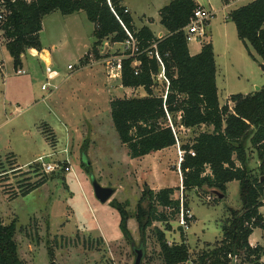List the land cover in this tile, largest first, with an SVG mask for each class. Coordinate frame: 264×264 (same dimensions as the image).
Returning a JSON list of instances; mask_svg holds the SVG:
<instances>
[{"label":"rangeland","instance_id":"obj_1","mask_svg":"<svg viewBox=\"0 0 264 264\" xmlns=\"http://www.w3.org/2000/svg\"><path fill=\"white\" fill-rule=\"evenodd\" d=\"M170 1L122 3L129 8L137 28L148 26L158 35L159 10ZM199 1L215 15L205 23V36L192 39L188 46L194 51L207 41L213 45L220 70L217 80L220 105L225 104L229 95L249 94L256 87H263L264 63L252 49L250 52L256 59L248 55L237 38L234 24L223 17L225 1ZM92 32L93 25L82 12L70 16L55 12L44 19L39 41L50 55L52 70L59 76L49 82L47 90L41 88L46 75L38 54L32 53L35 57H31L27 50L20 68L25 74L16 75L0 35V219L5 225L16 222L14 239L24 264H48L49 249L56 264H133V247L121 236L117 227L119 215L109 207V202L115 200L125 205L130 215L128 229L138 249L141 238L134 215L142 190L180 187L178 164L183 155L178 147L191 144L197 133L209 130L206 127L181 130L174 149L153 153L144 160L130 159L113 128L109 103L114 99L140 97L145 92L140 88L125 89L118 79L108 78L106 60L123 58L125 51L121 45L104 40L98 48V58L87 56L94 41ZM68 66L72 69L68 70ZM57 85L59 88L54 90ZM164 87L162 81H156L153 91L161 95ZM49 132L54 135L53 146L49 144ZM82 154L89 161V171L96 181L115 190L106 204H100L93 195ZM248 154L250 176L258 179L256 153L249 148ZM38 158L58 166L55 172L43 173L40 162L36 163ZM18 165L21 171H12ZM36 166L39 169L35 172ZM42 177L46 179L43 186L21 196L26 186ZM238 191V182L234 181L228 185L225 197L216 201L201 190L184 193L188 210L195 218L183 232L190 255L187 264H200L202 253L220 241L222 226L230 217L229 209L241 208ZM180 196V191H175L172 198ZM261 201L264 203V195ZM261 213L264 217L262 207ZM169 225L170 231H165V224L156 222L146 231L140 264H162L154 228L164 232L169 244L180 243L177 219ZM250 240L252 245L264 247V231L255 229ZM243 257L238 253L236 260ZM261 260L264 262V257Z\"/></svg>","mask_w":264,"mask_h":264},{"label":"trees","instance_id":"obj_2","mask_svg":"<svg viewBox=\"0 0 264 264\" xmlns=\"http://www.w3.org/2000/svg\"><path fill=\"white\" fill-rule=\"evenodd\" d=\"M122 2L0 0V13L4 15L0 23V35L5 40L4 47L12 59L13 69L18 71L21 68V57L27 50L41 51L39 34L42 21L52 13L58 12L62 16L80 12L85 14L93 25L94 40L87 56L98 58L97 51L104 40L111 44L126 41V29L137 42L142 54L121 61L120 85L127 89L142 88L145 95L110 101V119L119 142L127 148L130 159H138L176 146L181 130L200 127L209 129L197 133L191 144L179 147L183 153L178 164L182 192L201 190L209 194L216 191L224 198L226 185L236 181L241 208L229 209L230 217L222 226L221 240L202 253L199 263L231 264L227 255L237 257L238 253H242L244 257L241 264H264L261 260L264 247L257 245L253 248L248 241L255 229L264 231V217L259 212L264 207L261 201L264 195V86L247 95H230L229 102L220 105L211 42L202 43L196 55H190L188 50L185 28L197 7L194 0H172L159 10V24L167 32L161 38H157L146 26L137 29ZM228 19L234 24L237 38L248 55L254 59L250 52L252 49L264 63V0H251L233 9ZM153 44L156 45L155 50L168 81L161 95L153 91L159 64L154 57L146 54L154 50ZM44 127L48 128L46 125ZM49 134V144L53 146L54 135L52 132ZM249 148L255 151L259 161L258 179L250 176ZM191 151L194 156L190 155ZM82 165L90 174L89 166ZM18 166L12 168V171H21ZM35 168L36 172L39 166ZM45 183L46 179L42 177L36 183L26 186L21 196L30 194ZM179 190V187L157 191L145 187L142 190L134 215L141 242L144 243L146 231L153 223H164L165 231H170L169 222L176 221L179 213V200L172 197ZM183 204L187 209L185 198ZM109 207L119 215L117 227L121 236L133 245L128 229L130 215L125 205L112 200ZM153 232L162 264H187L190 261L182 228H177L181 240L179 244H169L164 232L158 228H154ZM15 233L16 222L5 225L0 219V264H24L18 256ZM48 255V264H56L51 249Z\"/></svg>","mask_w":264,"mask_h":264},{"label":"built area","instance_id":"obj_3","mask_svg":"<svg viewBox=\"0 0 264 264\" xmlns=\"http://www.w3.org/2000/svg\"><path fill=\"white\" fill-rule=\"evenodd\" d=\"M231 1V0H230ZM233 1V0H232ZM213 16V14L206 10L205 8L197 5V7L193 10L192 15L189 19V23L188 26L185 28V37H186V41L187 43H189L192 39L196 40V39H200L203 38L205 36V23L208 22V20ZM4 19V15L2 13H0V23L3 21ZM126 35H127V40L124 41L123 43H121V46L123 47L125 54L127 53L128 55H125L123 58H118V59H108L106 60V70H107V76L109 79H120L121 76V61L124 58L130 57V58H137L140 54H142V51H140L137 42L135 41V39L132 37V35L125 29ZM1 34V33H0ZM157 38H161V36H158ZM156 45L153 44L152 48L154 49L153 51H149L146 52L148 57H154L158 64H159V72L158 74L154 77V81H162L165 85V87L167 88L168 85V81L165 78L164 75V66L161 62V59L158 55V53L155 50ZM37 55V54H36ZM91 56V55H89ZM36 57L41 59V55L38 54ZM42 60V59H41ZM44 71H45V75H46V82L45 84H43L41 86L42 90H47L49 88V82L55 80L58 77V74L52 70L51 68V64L44 62ZM134 64L137 65V62H135ZM68 70H71L72 67L68 66L67 67ZM16 75H23L25 74V72L23 70H18L15 72ZM55 89V87H54ZM165 97V96H163ZM176 145H178V141L176 143ZM178 150L180 153H182L178 147ZM183 155V153H182ZM191 156H194V153L191 151L190 152ZM182 158V157H181ZM181 161V159H180ZM179 161V162H180ZM40 162V165L43 167L42 168V172L45 174H49V173H53L55 172L56 168L58 166H54L50 163L46 164L43 161V158H38L36 160V163ZM66 172L69 171V168H63ZM180 198H178L177 200H179V213L177 216V221H178V225L180 228H182L183 232L184 230H187L189 228V224H191L193 215L192 213H190V211L188 210V208L186 209L184 207V197H183V192H182V187L180 184ZM251 247H255L254 245H250ZM236 256H233L231 254L227 255V259L230 261L231 264H241V261H237L236 260Z\"/></svg>","mask_w":264,"mask_h":264},{"label":"crops","instance_id":"obj_4","mask_svg":"<svg viewBox=\"0 0 264 264\" xmlns=\"http://www.w3.org/2000/svg\"><path fill=\"white\" fill-rule=\"evenodd\" d=\"M28 1H30V0H28ZM172 1V0H171ZM225 1V4L223 5V8H222V10H224L225 12L223 13V17L225 18V20L226 21H229V19H228V15H229V13L233 10V9H236V8H238V7H240V6H242V5H244V4H246V3H248V2H250L251 0H231V2L229 3V1L230 0H224ZM194 2L197 4V5H199V6H201V7H203V8H205V5L203 4V2L201 3L199 0H194ZM122 5L129 11V13H130V10H129V8L127 7V6H125L123 3H122ZM232 5H234V7L232 8V9H229L228 10V8H230ZM206 9V8H205ZM206 10H208V9H206ZM227 10V11H226ZM208 11H210V10H208ZM215 15V12H214V14H213V16ZM49 16V15H48ZM212 16V17H213ZM47 17V16H46ZM46 17H44V19L46 18ZM44 19H43V21H44ZM133 20V19H132ZM42 21V22H43ZM207 24H208V22H207ZM135 26V25H134ZM136 27V26H135ZM146 27H148V26H146ZM137 28V27H136ZM149 28V27H148ZM137 29H139V28H137ZM150 29V28H149ZM151 30V29H150ZM152 31V30H151ZM153 32V31H152ZM166 31H165V29L161 26V31L158 33V35L157 34H155L154 32H153V34L155 35V36H164V35H166ZM237 35V34H236ZM40 45H41V51H37V50H34V49H30V50H28V53L30 54V56L31 57H35V56H33V54L32 53H37V54H40L41 55V61L43 62V64H44V62H46V63H50V55H49V53L43 48V46H42V44H41V42H40ZM114 45H121V43H116V44H114ZM201 46H202V43L201 44H199L197 47H196V49L194 50V51H191L190 49H189V46H188V50H189V53H190V55H196V54H198L199 52H200V49H201ZM213 46V45H212ZM90 49V48H89ZM88 49V50H89ZM87 50V51H88ZM86 51V52H87ZM213 51H214V47H213ZM35 53V54H36ZM86 54V53H85ZM256 55V54H255ZM254 56V55H253ZM255 57H257V56H255ZM254 57V59H256ZM258 58V57H257ZM24 55L21 57V61H22V66H21V68L23 67V65H24ZM259 59V58H258ZM214 60H215V64H216V86H217V80H218V77H219V74H220V70H219V65L217 64V57L215 56V54H214ZM260 60V59H259ZM261 61V60H260ZM45 65V64H44ZM1 67V66H0ZM20 70H22V69H20ZM24 71V70H23ZM25 72V71H24ZM57 74H58V72L57 71H55ZM59 77V76H58ZM57 77V78H58ZM56 78V79H57ZM66 81H67V79H65ZM118 81L120 82V80L118 79ZM65 82V81H64ZM63 82V83H64ZM57 88H59V85H57V86H55V89L54 90H56ZM125 89H127V88H125ZM129 90H131V89H129ZM138 90H142L143 91V89L142 88H140V89H138ZM217 90H218V92H219V89L217 88ZM250 94V93H249ZM145 95V94H144ZM144 95H142V96H140V97H143ZM243 95H247V94H243ZM230 96V95H229ZM228 96V97H229ZM228 97L226 98V100H228ZM226 100H225V104H226ZM222 105V104H221ZM176 146H173V147H170V148H168V149H174ZM162 151H166V149H164V150H162ZM158 152H160V151H158ZM156 153V152H155ZM153 153H151V154H149V155H152ZM149 155H146V156H144V157H148ZM144 157H141V158H138V159H142V160H144L143 158ZM21 167V166H20ZM234 182V181H233ZM231 183V182H230ZM230 183H228L227 185H226V190H227V188H228V185L230 184ZM159 189H161V188H158L157 190H159ZM156 190V191H157ZM262 208H264V207H262ZM259 212H260V214H262L261 213V208L259 209ZM193 215V214H192ZM193 218H194V215H193ZM118 221H119V219H118ZM194 221H195V218H194ZM193 221V222H194ZM251 236H252V234H251ZM251 236L249 237V239H248V241H249V244L250 245H252L253 243H251L252 241L250 240V238H251ZM221 240V239H220ZM253 242H256V241H253ZM255 246V245H254Z\"/></svg>","mask_w":264,"mask_h":264},{"label":"water","instance_id":"obj_5","mask_svg":"<svg viewBox=\"0 0 264 264\" xmlns=\"http://www.w3.org/2000/svg\"><path fill=\"white\" fill-rule=\"evenodd\" d=\"M262 70L264 71V65H261ZM260 88L256 87L255 88V92L259 91ZM82 163L88 167L90 165L89 161L86 159L85 155L82 154ZM89 182H90V186L92 188L93 191V195L95 197V199L100 203V204H106L111 197L114 195L115 190L113 188L110 187H103L101 186L96 179L94 178V176L90 173L89 174ZM210 195L215 196L217 199H222L223 195L219 194L218 192L214 191V192H210ZM143 242L140 241V246L138 249H136L134 247V244L132 245L133 247V252L135 254V260L133 264H140L143 255H144V249H143Z\"/></svg>","mask_w":264,"mask_h":264},{"label":"bare ground","instance_id":"obj_6","mask_svg":"<svg viewBox=\"0 0 264 264\" xmlns=\"http://www.w3.org/2000/svg\"><path fill=\"white\" fill-rule=\"evenodd\" d=\"M36 53V52H35ZM49 64V63H48Z\"/></svg>","mask_w":264,"mask_h":264}]
</instances>
